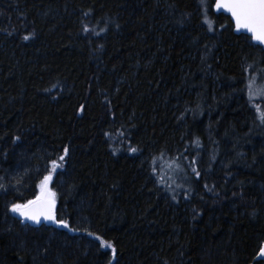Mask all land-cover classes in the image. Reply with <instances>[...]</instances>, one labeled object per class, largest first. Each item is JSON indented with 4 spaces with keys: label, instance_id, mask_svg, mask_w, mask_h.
Here are the masks:
<instances>
[{
    "label": "trees",
    "instance_id": "16d2710c",
    "mask_svg": "<svg viewBox=\"0 0 264 264\" xmlns=\"http://www.w3.org/2000/svg\"><path fill=\"white\" fill-rule=\"evenodd\" d=\"M212 6L0 0V264H264V50Z\"/></svg>",
    "mask_w": 264,
    "mask_h": 264
},
{
    "label": "snow or ice",
    "instance_id": "6c2138e0",
    "mask_svg": "<svg viewBox=\"0 0 264 264\" xmlns=\"http://www.w3.org/2000/svg\"><path fill=\"white\" fill-rule=\"evenodd\" d=\"M215 7L217 9H227L235 20L237 29H247L252 33L254 39L264 41V0H216ZM87 28L88 26L85 25V31H87ZM24 39H28V36L26 35ZM261 119L264 120V112H261ZM64 152L67 154V146H65ZM59 159L62 161L64 156H60ZM51 164L56 166L57 160H52ZM50 177L51 173L44 177V181L41 184V195L36 200L27 201L25 204L13 203L10 208L13 212H17L22 217L33 221L39 222L40 217L44 216L46 219L54 220L56 224L68 227L66 220L56 219L55 217L53 211L55 194L46 191V184ZM90 235L95 236L96 234L90 233ZM98 239L101 240L102 246L112 247L111 242L104 241L102 236L98 237ZM112 250L115 254L114 247ZM259 254H264V247L260 248ZM109 264H111V261H109Z\"/></svg>",
    "mask_w": 264,
    "mask_h": 264
},
{
    "label": "water",
    "instance_id": "95a60500",
    "mask_svg": "<svg viewBox=\"0 0 264 264\" xmlns=\"http://www.w3.org/2000/svg\"><path fill=\"white\" fill-rule=\"evenodd\" d=\"M215 4H216V0H214V4H213V10L218 13V14H222V15H225L227 16L231 23H232V26H233V30L236 34L238 35H245L247 37H249L251 39V43L254 45V46H257V47H260L262 49H264V41H259V40H256L253 38V35L251 32H249L247 29H244V28H240V29H237L236 28V25H235V20L233 19L231 13L225 9V8H220V9H217L215 7ZM53 211H54V214H55V209L53 207ZM16 215L17 217L26 225H33V226H41V225H50V224H54V220L52 219H46L44 216H41L40 219H39V222L37 221H33L31 219H28V218H25V217H22L19 213L16 212Z\"/></svg>",
    "mask_w": 264,
    "mask_h": 264
},
{
    "label": "rangeland",
    "instance_id": "374dc122",
    "mask_svg": "<svg viewBox=\"0 0 264 264\" xmlns=\"http://www.w3.org/2000/svg\"><path fill=\"white\" fill-rule=\"evenodd\" d=\"M251 79V78H250ZM257 83L254 82V79H253V82L250 83V80H249V83H248V90H249V94H248V99H262L264 100V82L263 84H261L259 87H257ZM52 174H51V177L50 179L47 181V184H46V191L49 192V193H54L52 190H51V187H50V184L52 182ZM168 180L169 179H174L172 177V175H169L168 177H166ZM44 181V178L41 180V182L38 184V187H37V194H36V198L38 196L41 195V184L42 182ZM170 181V180H169ZM56 205V196H55V204L54 206ZM101 245H102V242H101ZM103 249H110L112 251V248L111 247H108V246H102ZM112 255H113V252H112Z\"/></svg>",
    "mask_w": 264,
    "mask_h": 264
},
{
    "label": "bare ground",
    "instance_id": "6f19581e",
    "mask_svg": "<svg viewBox=\"0 0 264 264\" xmlns=\"http://www.w3.org/2000/svg\"><path fill=\"white\" fill-rule=\"evenodd\" d=\"M260 48V47H259ZM262 49V48H261ZM262 50H264V49H262ZM54 209L56 210V205L54 206Z\"/></svg>",
    "mask_w": 264,
    "mask_h": 264
}]
</instances>
